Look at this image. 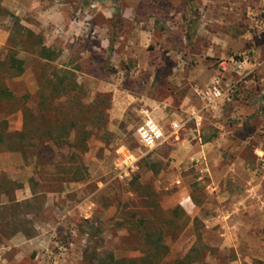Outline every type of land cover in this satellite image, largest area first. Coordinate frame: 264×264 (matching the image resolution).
<instances>
[{
	"label": "rangeland",
	"instance_id": "obj_1",
	"mask_svg": "<svg viewBox=\"0 0 264 264\" xmlns=\"http://www.w3.org/2000/svg\"><path fill=\"white\" fill-rule=\"evenodd\" d=\"M216 78L210 108L195 90ZM0 83L1 134L21 131L24 105L52 121L54 99L59 121L28 127L63 138L0 144V264H264V0H0ZM145 111L168 135L151 152ZM121 147L136 161L118 171Z\"/></svg>",
	"mask_w": 264,
	"mask_h": 264
},
{
	"label": "trees",
	"instance_id": "obj_2",
	"mask_svg": "<svg viewBox=\"0 0 264 264\" xmlns=\"http://www.w3.org/2000/svg\"><path fill=\"white\" fill-rule=\"evenodd\" d=\"M39 57L41 59L50 61V56L49 53L45 50V49H41L39 52ZM7 66L8 69L10 70H14L16 72L17 75H20L23 73L24 68H23V61L22 60H18L15 57H11L9 58L8 62H7ZM54 78V76H53ZM49 84L52 86V92L56 93V86L55 84H53V82H49ZM77 88V84H73V90ZM64 93V92H63ZM39 94V95H38ZM66 94V92L64 93ZM43 95V90H39V92L37 93V96L42 97ZM55 97H59V95H55ZM11 98V93L9 92V90L7 89V87H5L2 83H0V106H3V102L9 101ZM54 100V99H53ZM50 102L51 108H49L50 110V114H54L53 117L51 116L50 119L54 118L52 121L54 123H57L58 120V115L57 113H59L58 108L54 105V101ZM42 104L39 105V109L37 111V113H34L30 108H27L25 105L22 106L21 111H22V116H23V124H22V129L20 132H6L5 135L0 133V144H5L6 150L11 151V152H20L21 154L24 155V152L26 150V146H25V141L30 140L29 138L31 136H29V134H34V141H36V143L34 144H27V147H35L36 146H44L48 143L54 145V146H59L61 143V141L63 140V138H61L60 136L55 137L53 135V128H48L46 130H44L43 132H39V128L37 127H33V129L28 125H30V123H28V120H32V121H39L42 120V122L46 123V124H52L53 122L51 120H49V118L47 119L45 116L41 115V112L43 110L42 108ZM51 121V122H50ZM2 125H6L5 120L0 122ZM81 123L80 122H73L71 124V128L73 130H75V139L79 142V144L84 145L86 140L89 138L90 136V132H87L84 127H80ZM67 136L70 135V131L66 134ZM84 149V148H83ZM144 240L146 242L147 245L153 247L154 249V253L158 254L163 252L164 254L166 253V246H164L163 244H161L160 242V238H156L154 233L151 232H145L144 233ZM93 260L95 261V264H123V262H125V260H116L114 259V257L112 256L111 253H107L104 257H98L95 255H93Z\"/></svg>",
	"mask_w": 264,
	"mask_h": 264
},
{
	"label": "built area",
	"instance_id": "obj_3",
	"mask_svg": "<svg viewBox=\"0 0 264 264\" xmlns=\"http://www.w3.org/2000/svg\"><path fill=\"white\" fill-rule=\"evenodd\" d=\"M195 93L200 97L202 102L210 108H214L218 101L226 95V93L220 89V80L218 78L213 81L211 88H208L205 91L197 88ZM196 116L197 115L195 114H191L190 118L197 122ZM153 127H155L158 131V135H156V132L152 131ZM171 129L173 131H178L181 127H179L178 124H172ZM135 136L138 144L149 152L162 147L168 140V135L163 126H161V124L156 121L148 111L144 112L141 123L136 127ZM118 155L119 160L115 164L116 170L119 169L121 164H125L127 162H129L128 167L132 168L135 165V158L125 147L119 148ZM117 177L118 179L123 180L126 175L119 172Z\"/></svg>",
	"mask_w": 264,
	"mask_h": 264
},
{
	"label": "crops",
	"instance_id": "obj_4",
	"mask_svg": "<svg viewBox=\"0 0 264 264\" xmlns=\"http://www.w3.org/2000/svg\"><path fill=\"white\" fill-rule=\"evenodd\" d=\"M143 66H144V64H141V67H143ZM218 103H219V101H218ZM192 111H193V110H192ZM192 113H193V112H192ZM198 118H199V115L196 116L197 121H199ZM198 125H199V124H198Z\"/></svg>",
	"mask_w": 264,
	"mask_h": 264
},
{
	"label": "clouds",
	"instance_id": "obj_5",
	"mask_svg": "<svg viewBox=\"0 0 264 264\" xmlns=\"http://www.w3.org/2000/svg\"><path fill=\"white\" fill-rule=\"evenodd\" d=\"M152 131L156 132V135H158V131L155 129V127L152 128Z\"/></svg>",
	"mask_w": 264,
	"mask_h": 264
}]
</instances>
